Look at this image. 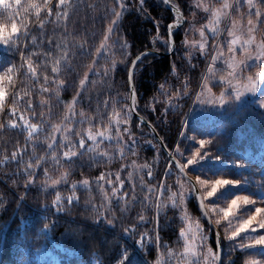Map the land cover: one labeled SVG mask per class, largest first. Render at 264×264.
<instances>
[{
	"label": "trees",
	"instance_id": "trees-1",
	"mask_svg": "<svg viewBox=\"0 0 264 264\" xmlns=\"http://www.w3.org/2000/svg\"><path fill=\"white\" fill-rule=\"evenodd\" d=\"M169 1L171 4H178L183 15V23L171 32L175 48L169 55H163L170 50L165 41L170 40L168 25L174 22L176 16L163 0H144L142 7L140 0H122L126 7L111 31L107 30L115 14L113 8L118 7L116 0H71L72 8L66 21L56 22L50 19L42 32L33 25L27 38L21 36L16 47L26 54L37 53L33 57L37 63H40L42 58L51 59L58 54L62 55L63 52L56 45H67L68 59L62 64L59 74L60 78L65 79L66 86L60 89V102H57L53 93H40L39 85L30 77L24 79L21 76L14 86L15 89L23 91L35 84L31 98L36 116L30 119L34 123H42V127L27 145L26 132L7 126L0 129V159L10 157L14 148L20 145L24 147V152L20 155L25 163L29 160L35 163L41 156L44 160L36 166L34 173H30L34 175L33 183H26V174L19 160L9 159L0 164V264H116L124 252H127L128 256L123 264H157V261L159 264H177V257L169 259L167 250L172 248L173 252L181 251L183 239L179 229L185 226V222L180 215L182 210L179 206L174 207L170 202L163 204V201L168 199L169 186L173 191L178 188L174 175L178 177L179 171L172 162L169 163L168 156L156 138L133 115L129 105V69L144 52L147 53L132 69L135 96L133 104L136 113L155 129L169 153L176 154L175 149L180 148L183 155L178 158L182 163L201 147L198 143L200 139L208 141L201 149V154L208 153V156L199 162L202 164L197 162L186 169L187 175L195 184L196 175L210 180L221 177L240 181L235 185L221 187L211 198L206 197L205 205L222 203L236 195H250L256 201V206L264 207V202H261L264 194V106L250 101L230 111H223L222 116L215 121L198 118L194 122H187L185 118L191 97H187L184 103L176 108L169 105L167 98L177 95L178 87L186 83L192 89L197 87L206 68L208 55L213 54L216 47L212 36L209 35L204 56H199L203 52L194 53L191 45L184 44L185 38L189 41L200 39L194 28L205 25L210 13L200 10L197 18L194 0ZM25 2L26 0H22V3ZM210 2L216 4L221 0ZM241 4V11H245L243 0ZM52 7L54 15L55 0ZM230 11L235 14L236 10L233 8ZM11 19L19 21L17 16ZM11 19L0 7V21L10 27ZM32 37H36L34 42ZM260 37L264 40V35L260 34ZM107 40L110 42L109 47L100 55L97 54V49ZM195 49L200 50L198 46ZM49 52L52 55L44 57V53ZM20 62V51L9 50L8 46L0 44V71L9 63ZM89 64L94 67L89 69ZM254 67L259 68L257 64H254ZM46 70L52 75L50 64ZM251 70L253 68H247L245 72ZM86 71L91 73L87 76V84L79 95V103L76 105L78 116L83 109L86 117H91L96 124H101L108 123V114L114 107L121 114L129 112L128 123L125 125L130 129V133L123 136V141L119 145L116 140L100 142L103 151L112 153L110 158L93 159L101 148L89 151L87 145L91 142L86 139L84 149H80L79 137L76 134L65 140V144L53 143L55 147L51 151L48 150L49 140L53 142L52 125L61 122L64 103L76 95L75 90L80 87L79 80L85 78ZM39 79L43 82V70ZM45 87L51 89V82ZM41 95H46L49 101L43 108L40 107ZM20 107L23 109L24 104ZM49 110L51 115H48ZM41 111L45 112L46 118L43 120L40 117ZM3 120L4 117L0 116V121ZM72 123L74 124L73 121ZM88 126L89 124L78 122L74 128L77 132L81 127L82 132ZM182 132L184 134L180 136ZM129 135L132 136L131 140ZM70 142L75 145L77 155L69 161L62 156V152L67 150ZM120 148H123L122 152ZM52 151L57 153L59 163L52 157ZM133 161L139 165H150L153 175L148 176L146 171L140 172L137 177L134 174L136 179L132 183L133 176L129 178L128 172L136 171L132 167ZM236 161L241 163L237 165ZM121 164L125 167L121 168ZM169 168L171 171L166 173L165 169ZM45 169L48 170L47 176L44 174ZM117 171L121 173V179L125 180V184L120 186L124 189L121 195L129 201L135 197V202L124 209L120 208L115 198L109 197L108 201H105L95 183V177L101 172L111 173L114 180ZM65 173L64 184L49 186L53 178ZM141 177L145 185L156 186L160 193L162 207L159 212L156 211L155 199L148 203L144 201L147 187L141 185ZM84 178L90 181L87 187L79 183ZM160 181H164V188L160 187ZM72 184L75 185L76 195L73 197L71 209L57 211L56 206L51 204L52 199L59 191L60 203L67 204V197L73 190ZM189 186L191 188L190 184ZM196 186L201 193L203 190L198 184ZM105 191L110 193L111 186H106ZM191 191L192 197L186 206L188 216L194 221L200 220L208 229L207 243L215 251L214 231L204 219L192 188ZM153 196L155 197V193ZM93 204L110 205L116 214L114 223L109 225L106 221L93 220ZM247 207L249 210L255 208L252 205ZM140 215L145 217L143 221L138 219ZM45 217L53 221L49 229L43 228V224L47 222ZM130 224L134 227L125 232L124 229ZM222 224V227L217 228L213 217L212 225L220 237L221 264L229 260L231 264H245L251 259H264V247L241 249L238 245L234 246L226 237L227 223ZM257 232L260 233L261 230L258 229ZM157 236L159 247L156 243ZM239 242L246 243V240L241 239Z\"/></svg>",
	"mask_w": 264,
	"mask_h": 264
},
{
	"label": "snow or ice",
	"instance_id": "snow-or-ice-1",
	"mask_svg": "<svg viewBox=\"0 0 264 264\" xmlns=\"http://www.w3.org/2000/svg\"><path fill=\"white\" fill-rule=\"evenodd\" d=\"M169 2V0H166ZM118 7L113 8L115 13L112 16L111 22L108 25V30L111 31L115 26L120 16L122 15L126 5L122 0H116ZM144 0H140V5L142 7ZM195 7L202 10L205 13H210L205 25H201L198 29L199 40H187L184 39L183 43L186 45H191L193 48L199 47L203 52L205 50V41L207 40V33H210L212 36H216L221 31V24L224 20L230 19L231 26L228 28V35L231 39L228 41V51L230 53L228 57V65L233 71L238 68L241 64L245 62L249 57H254L257 60L264 61V40L257 42L256 32L259 30L258 26L261 23H264V0H243V6L246 7L247 11H241L242 4L241 0H221V2L212 4L210 0H194ZM53 0H26L25 3H22V0H0V7H2L7 13L8 18L11 19L13 16L19 17V21L11 19L10 27L4 22L0 21V44L8 46L9 50L20 51L21 62L19 64L9 63L3 71H0V116L4 117L3 121H0V129L7 127L20 129L27 133L25 136V145L28 144L34 138L40 128L42 123H34L30 117H35L36 112L33 108L32 101V87H35V84L39 85L40 93H53L56 96L57 102H60V89L66 86L65 79L60 78L59 74L61 72L62 64L68 59V47L66 44L61 46L57 44L56 47L60 49L63 54L56 55L51 59L40 60V63H37L33 58L37 53L28 52L27 54L16 47L20 42L21 36L27 38L31 34V27L35 25L42 32L44 26L50 21V19L60 22L66 21V18L69 15V10L72 8L71 0H55V13L53 15ZM171 7L176 13V17L173 23L168 25L169 34L171 35L172 30L181 23L183 15L180 11L178 4H171ZM235 8V14H233L231 9ZM15 9V11H12ZM247 17L246 23L244 22V17ZM107 35V32H106ZM51 39V38H49ZM33 42L36 40V37H32ZM166 45L171 48V41H165ZM215 45V42H213ZM236 45L240 46L241 59L236 57ZM252 45H255V50L252 49ZM101 49H97L99 52ZM52 54L44 53V57H49ZM95 60V56L93 57ZM140 59V57H137ZM213 60L217 59V56L212 57ZM135 63V61L133 62ZM51 65V74L47 73V65ZM94 65L89 64L88 68L92 69ZM43 70V82L40 81V76ZM209 70L211 71V65H209ZM131 71V70H130ZM20 74V75H18ZM231 75V73H230ZM264 75V73L257 72L255 78L249 76L245 83L241 86L240 89L235 91L237 98L240 97L241 91H250L255 92L258 86L257 81H259ZM28 79L29 77L35 81V84L32 87L27 88L26 90L15 89L14 86L17 84V81L21 78ZM88 76L86 71L84 74L85 78L79 80L80 87L76 88V95H73L70 100L64 103V115L60 123L53 124V136L52 139H55V132H61V143L63 140L69 139V130H74V124L72 121L77 116L76 105L79 103V95L85 86V80ZM223 79V77H222ZM49 82L52 84V88L49 89L45 87ZM22 97L24 99H22ZM133 101H135V96L133 95ZM225 98H221L219 103L223 104ZM48 98L46 95L40 96V107L43 108L47 104ZM211 102V101H210ZM24 104V108L20 107L21 104ZM261 106H264V99L260 101ZM48 115H51L49 110ZM108 123L96 124L91 117H86L84 110L81 109L79 116L81 122L87 119L89 126L83 129L82 132L77 131L76 135L79 137V147L84 149L86 145V139L92 141V144L87 145L89 151H94L96 148H101V151L98 154L93 156V159H103L105 157L110 158L112 153L103 151L100 142L103 140H108L111 142L113 139L116 140L119 145L123 141V133H130L128 127L121 129V124H127L129 112H124L121 114L118 110L113 108L112 112H109ZM40 117L42 120L45 117V112H40ZM115 127V135L112 134V127ZM95 127V130H93ZM62 130V131H61ZM129 139H132V136L129 135ZM200 148H197L191 155L188 157L185 163H182L178 158L179 155H183L180 151V148L175 149L176 154H171V160L175 161V168L179 170V176L186 177V169L189 165L194 164L195 162L204 159L208 156L207 152L201 154V149L208 143L204 139L198 141ZM135 141H133V145ZM55 145L52 143V140H49V151ZM120 151H123V148H120ZM24 152V147L17 145L11 153V156H5L3 159H0V164H3L9 159L12 161L19 160L20 164L23 166L24 172L26 174V183L34 182V169L36 166H39L44 157L41 156L39 159L35 160V163H32L29 160L25 163L23 156L20 155ZM77 155V149L73 143H69L67 150L62 152L64 158H68L70 161L71 158ZM52 157L57 159L59 163L58 155L55 151H52ZM218 159V157H214ZM237 165L241 161L235 162ZM135 165L136 172H139L141 167L148 168V176H152L151 166L148 164L145 165ZM121 168H124L125 165L121 164ZM166 173L170 172L171 169H165ZM48 170L45 169V175L47 176ZM133 175L132 171L128 172V177L131 178ZM66 173L57 177V179L51 180L52 185H57L59 181L65 178ZM196 184L199 185L200 189L203 191L197 193V196L200 200V206L203 210V215L209 218V223H214L217 228L223 226L222 222L227 223V228H225V233L228 241L232 242L234 246H237L241 249L252 248L255 246L264 247V207H255L254 211H251L249 214V209L247 206H255L256 201L250 195H236L229 201H227L226 206H221L218 203H209L205 205L204 200L206 197H213L217 193L218 189L224 185H235L240 183L239 180L232 178H221L216 177L215 179H202L201 175L195 176ZM80 184L88 186L90 181L88 178H84L82 181H79ZM95 183L99 186L103 198L105 201L109 197L115 198L116 202L119 203L120 208L124 209L130 205V203L135 202V197L131 201L121 195L124 192V189L121 188V185L125 184V180L121 179V173L117 171L115 173V179L111 178V173L101 172L99 176L95 177ZM141 185H145L143 177L140 180ZM160 187L164 188V181H160ZM179 186V191H173L171 187H168L169 196L168 199L163 201V204L171 203L174 207L182 206L185 201L186 192L185 185L191 184V181L183 180L177 181ZM106 186H111L110 193L105 191ZM147 191L144 193V201L146 203L151 202L153 199L156 201V211L159 212L162 203L160 193L157 191L156 186L152 184L145 185ZM72 191L67 197V204H61V193L58 191L55 194V198L52 199L51 204L55 205L57 211L64 212L66 209L70 210L73 202V197H75V185H72ZM193 190L194 187H193ZM134 191V188H133ZM155 193V197L153 194ZM261 202H264V194H262ZM93 215L92 219L95 221H106L107 224L111 225L116 219L115 212L112 211L110 205L101 204L100 206L92 205ZM181 217L185 221V226L180 227L179 233L180 237L183 239L182 249L180 252H173L172 248H168L167 255L169 259L173 256L177 257V264H218L222 261L220 245L217 243V249L214 251L212 246H210L208 241V236L204 234L203 227L200 222L195 221V226L193 222L188 220L187 211L180 213ZM47 222L43 224V228L49 229L50 225L53 224V221L48 220L47 217L44 218ZM140 221H143L145 217L140 215L138 217ZM134 227L130 224L128 228H125L124 231L127 232L129 228ZM261 230L260 233L257 230ZM147 233H141V235H146ZM241 239L246 240V243L239 242ZM217 241H219V232H217ZM137 243H142L137 241ZM157 247H159V236L156 237ZM128 254L124 252L116 264H123L126 260ZM195 258V259H193ZM159 264V261H157ZM223 264H231V261L223 262ZM245 264H264V260L261 259H251L246 261Z\"/></svg>",
	"mask_w": 264,
	"mask_h": 264
},
{
	"label": "rangeland",
	"instance_id": "rangeland-1",
	"mask_svg": "<svg viewBox=\"0 0 264 264\" xmlns=\"http://www.w3.org/2000/svg\"><path fill=\"white\" fill-rule=\"evenodd\" d=\"M245 11H247V9ZM199 14H200V9H195V15L197 18H199ZM246 20H247V17L245 16L244 17L245 23H246ZM230 26H231L230 19H226L222 22V24L220 26L221 31L219 32L218 35L212 36L210 33H207V31H206L207 36L208 35L212 36V39L214 40L216 47H214L213 54L208 55L209 59H207L208 61L206 64V68L202 74V77L200 78V82L197 85V87L195 89H192L190 86L187 85V83L183 84L182 87L177 88V90H178V92H177L178 94L176 93L177 95L174 94V95H171L167 98L169 105L173 108H176L180 104L184 103V100L187 97H191L189 107H188L187 116L185 118V120H187V122H191V121L194 122L198 118H202V120H207V121H215L220 116H222L223 111H225V110L230 111L232 108L240 107L243 104H246L248 102L250 103V101L261 106L260 101L262 99H264V75H262L261 79L259 81H257L258 86H257L255 92L241 91V95L239 98H237L235 95V91L241 88V86L245 83V81L247 80V78L249 76H252L253 78H255V75L257 72L264 73V61L257 60L254 57H249L247 60H245V62L243 64H241L238 68H236L235 71H233V69H231L229 67L228 57H229L230 53L228 51V47H229L228 41L231 39V37L228 35V28ZM191 27L194 28V26H190V28ZM198 29H199V27L194 28V30H196V35H199ZM258 29L259 30L255 34L257 42L261 41V39H262L260 37V34L264 35V23L259 24ZM208 41L205 43L206 44L205 49L207 48ZM109 45H110V42L108 40H107V42L106 41L103 42L101 47H100L101 50L97 54L100 55L103 50H105L109 47ZM252 49L255 50V45H252ZM196 51L202 52L201 50H196L195 48H193V52L195 53ZM205 54H206V52L203 51V54H199V56H204ZM214 55L217 56V59H215V60L212 59V57ZM236 57H237V59L242 58L239 45H236ZM254 64H257V66H259V68L256 67L257 69H255ZM209 65H211V71L209 70ZM247 68H249V69L253 68V70H251V72H245V69H247ZM90 73L91 72H88V75ZM230 73H231V75H230ZM222 77H223V79H222ZM86 84H87V78L85 80V85ZM222 97L225 98L223 104L219 103V100ZM76 118H79V116L77 115L73 120L74 127L76 126V124L78 122H81V118H79V119H76ZM92 120L94 121V119H92ZM83 122L86 123V125L89 124L87 119L83 120ZM111 127H112V134L114 136L115 135V127H114V125ZM120 127H121V129H123L124 127H126V125L121 124ZM78 131L81 132V127L78 129ZM74 134H76L75 128H74V130H69V137L71 135H74ZM125 134H128V133L122 132V136H125ZM183 134H184V132H182L180 134V136H182ZM114 140L115 139H113L112 141H114ZM104 141H108V140H103L101 142H104ZM55 142H61V132L60 131L55 132V139H53L52 143H55ZM89 142H91V144H92V141L89 140ZM62 143L65 144V140H63ZM200 161L201 160H199L197 162L199 163ZM197 162H195V163H197ZM135 164L139 165L136 162H135ZM199 164H202V163H199ZM132 167L135 169V165H132ZM142 171L148 172V168L141 167L139 172L135 171V173H133V175H132L133 176L132 183L136 179V177L140 174V172H142ZM134 174L136 175V177H134ZM61 176H63V175H60L57 177H61ZM57 177L53 178V180L57 179ZM174 178H175L176 182L178 180H180V181L184 180V178L182 176H179V175H178V177H176L174 175ZM202 179H208V178L203 177ZM65 182H66V177L61 179L57 185H52L50 182L49 186L57 187V186H61ZM129 182H131V179H129ZM72 185H74V184H72ZM130 185H132V184H130ZM177 185H178V183H177ZM184 190L186 192L185 201H184V204L182 206H179V208L182 210V212L186 210L187 202L192 197V191H191L189 184L185 185ZM176 191L177 192L179 191V186L176 189ZM209 198H211V197H209ZM231 199H229V200H231ZM229 200H227V201H229ZM227 201L225 200L222 203H218V202L217 203L220 204L221 206H226ZM257 206L255 205V207H257ZM258 207H260V206H258ZM254 210H255V208L252 210H249V214L251 211H254ZM188 220L193 222V226H195V221L193 220V218L188 216ZM198 221L200 222V224L203 227L204 234L209 237L208 229L205 228V226L202 224V222L200 220H198ZM193 259H195V258H193ZM256 259H258V258H256ZM261 260H264V259L261 258ZM161 261L163 262V259H161Z\"/></svg>",
	"mask_w": 264,
	"mask_h": 264
},
{
	"label": "water",
	"instance_id": "water-1",
	"mask_svg": "<svg viewBox=\"0 0 264 264\" xmlns=\"http://www.w3.org/2000/svg\"><path fill=\"white\" fill-rule=\"evenodd\" d=\"M163 2L165 3V5L167 6V7H169L171 10H172V12L175 14V16H176V13H175V11L173 10V8L171 7V2L169 1V2H166V0H163ZM183 23V19L181 20V23L178 25V26H176L175 28H178L181 24ZM169 31V30H168ZM168 35H169V39H170V41H171V44H172V47L170 48V50H169V52H167L166 54H163V55H169V54H171L172 52H173V50H174V48H175V43H174V40H173V37H172V33H171V35L169 34V32H168ZM147 52H144V53H142L141 55H139L138 57H142V56H144L145 54H146ZM139 59H137L136 58V60H135V63L138 61ZM135 63H133L132 65H131V67H130V69H129V73H128V78H129V84H130V97H129V105H130V108H131V110H132V113H133V115L137 118V119H139L148 129H149V131L153 134V136L156 138V140H157V142L159 143V145L161 146V148L163 149V151L165 152V154L168 156V158H169V160H171V156H170V153H169V151L166 149V147H165V145H164V143L162 142V140H161V138L159 137V135L157 134V132L155 131V129L150 125V123H148L144 118H142L138 113H136V111H135V109H134V104H133V95H134V88H133V79H132V69H133V67H134V64ZM131 70V71H130ZM172 163L174 164V166H175V161H172ZM178 170V169H177ZM179 171V170H178ZM184 178H186V180H188V181H191V188H192V190H193V187H194V189L195 190H193V192H194V195H195V198H196V200H197V202H198V205H199V209H200V211H201V213H202V215H203V210H202V208H201V206H200V200H199V198H198V196H197V193H199V191H198V188H197V186H196V184H195V182H194V180L190 177V176H186V177H184ZM203 217H204V219L206 220V222L210 225V227L213 229V231H214V237H215V244H216V249H217V243H219V245H220V237H219V241H217V231L215 230V228H214V226L212 225V223L210 224L209 223V218L207 217V216H205V215H203ZM220 250H221V257H222V249H221V245H220ZM222 263V261L221 262H218V264H221Z\"/></svg>",
	"mask_w": 264,
	"mask_h": 264
},
{
	"label": "clouds",
	"instance_id": "clouds-1",
	"mask_svg": "<svg viewBox=\"0 0 264 264\" xmlns=\"http://www.w3.org/2000/svg\"><path fill=\"white\" fill-rule=\"evenodd\" d=\"M219 158V157H218Z\"/></svg>",
	"mask_w": 264,
	"mask_h": 264
}]
</instances>
